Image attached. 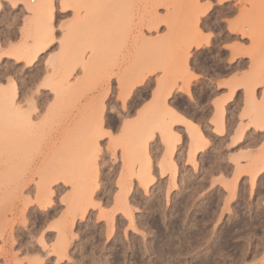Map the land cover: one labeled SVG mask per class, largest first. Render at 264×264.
Listing matches in <instances>:
<instances>
[{
	"label": "rangeland",
	"instance_id": "rangeland-1",
	"mask_svg": "<svg viewBox=\"0 0 264 264\" xmlns=\"http://www.w3.org/2000/svg\"><path fill=\"white\" fill-rule=\"evenodd\" d=\"M47 5L0 0V264H264V0Z\"/></svg>",
	"mask_w": 264,
	"mask_h": 264
},
{
	"label": "crops",
	"instance_id": "crops-1",
	"mask_svg": "<svg viewBox=\"0 0 264 264\" xmlns=\"http://www.w3.org/2000/svg\"><path fill=\"white\" fill-rule=\"evenodd\" d=\"M213 47H214V43H212L211 45H208V46H202L200 48H197L193 52L195 53V56L200 55V56H207L209 58V57H213V55L208 54ZM203 51H206L205 52L206 54L202 53ZM200 53H202V54H200ZM229 56H230V52L227 51V60L226 61L224 60L225 64H227V65L229 63V60H228ZM195 73L200 77L194 83H200L205 79V69H204V66H202L201 64H196ZM227 80H228L227 77H219L216 80V82L223 83V82H226ZM212 81H214V78H212ZM191 96H194L197 98L199 96V91L194 89V88H191L189 91V94L185 91L182 92L183 100L187 104L191 103V99H190ZM210 103H211V101L208 102V104H210ZM181 117H182V121H184V122L178 126V131L181 133V137H182V144H180V145H182V147L184 146L185 148H184V151L182 154L183 156H180L179 159L186 161L187 155H188V150L190 147L189 135L187 133V127H188L187 123L190 124L191 126H197L196 122L199 119H198V116H193L192 114H185V113ZM174 148H175V144H174ZM179 151H180V149L178 150L177 153H179ZM199 155H200V153L198 152L197 158Z\"/></svg>",
	"mask_w": 264,
	"mask_h": 264
},
{
	"label": "bare ground",
	"instance_id": "bare-ground-1",
	"mask_svg": "<svg viewBox=\"0 0 264 264\" xmlns=\"http://www.w3.org/2000/svg\"><path fill=\"white\" fill-rule=\"evenodd\" d=\"M43 0H41V2H42ZM46 4V3H45ZM42 5V4H41ZM43 6H45L44 4H43ZM47 7L49 8V10H52L53 9V5H52V0H48V5H47ZM52 12V11H51ZM42 52V51H41ZM38 53H39V51H38ZM37 56V53H36V55H33V56H31V57H27L26 58V60L28 61V63L30 64V63H32L33 61H34V59H35V57ZM230 99V98H229ZM221 110V109H220ZM173 111V110H172ZM173 113V112H172ZM222 113V112H221ZM177 114V113H176ZM178 115V114H177ZM179 117V116H178ZM255 127H256V125H255ZM258 127V126H257ZM199 133V132H198ZM200 135V134H199ZM202 135V134H201ZM169 137H170V134H169ZM200 138V137H199ZM202 138V137H201ZM175 144V143H174ZM174 148V147H173ZM97 149V148H96ZM95 148L92 150V152H91V154L92 155H94L95 153L94 152H96L97 150H96ZM174 150V149H173ZM90 154V155H91ZM89 155V156H90ZM93 157V156H92ZM91 158V157H90ZM264 159V158H263ZM92 161V160H91ZM264 162V161H263ZM95 167V166H94ZM264 168V163H262V166H261V168H260V170H262ZM93 170V169H92ZM259 170V171H260Z\"/></svg>",
	"mask_w": 264,
	"mask_h": 264
}]
</instances>
